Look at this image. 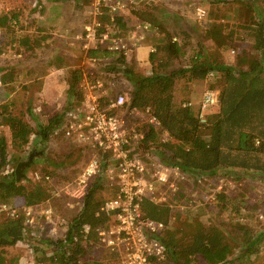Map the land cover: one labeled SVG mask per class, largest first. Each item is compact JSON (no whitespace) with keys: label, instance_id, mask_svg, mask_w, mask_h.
<instances>
[{"label":"rangeland","instance_id":"rangeland-1","mask_svg":"<svg viewBox=\"0 0 264 264\" xmlns=\"http://www.w3.org/2000/svg\"><path fill=\"white\" fill-rule=\"evenodd\" d=\"M221 1L223 2L133 0L134 5L128 6L129 10L121 27L119 24L117 26L119 35L124 37L127 33L137 30V35L143 36L145 40L140 41L137 50L127 58L128 66L137 74L150 76L151 48L154 49L155 44L162 38L156 34L155 28L146 31L141 27L143 24L132 17L131 10L135 7L139 10L143 3L153 4V10L147 11L150 16L148 18L156 21L157 25L163 28L161 30L169 33L172 43L178 44L182 49L180 57L166 66L168 72L189 67L200 52L213 61L220 60L227 66L236 65L243 51L250 59L254 56V59H260V54L252 55L249 45H246L248 42L234 43L231 36H227L233 30L235 34L232 38L238 39L244 33L241 28L252 20L251 17L258 18L257 11L252 8L254 3L242 0H226L227 2L223 3ZM259 1L262 5L260 3L257 6H264V0ZM85 2L86 0H0V17L8 14L19 16V21L14 27L18 32L16 42H13L4 30L0 31V69L14 68L16 71L13 83L8 86L0 83V137L6 139L8 153V165L3 174H13L20 163L29 160L32 153H42V159L35 157L33 163L23 170L21 179L24 180L21 183L27 187L42 185L49 194L48 200L32 208H25L21 200L12 203L0 201V224L6 219L23 216L29 239L27 243L17 244L6 250V264H42L40 261L52 251L42 240H61L82 207L81 200L67 194L72 193L82 170L92 159V150L87 145L66 139L56 130L50 134L47 141H43L38 134V125L46 126L52 117L61 114L67 106L69 72L82 65L83 56L78 37L88 23L90 10ZM197 7L206 9V21L199 22L196 19ZM215 24L225 28L220 40L218 37L210 38L207 35V30ZM24 40L40 43L41 47L34 45V49L27 52L25 46L19 45L23 44ZM225 44L229 49L220 48ZM58 58L62 60L61 68L53 65ZM245 68L246 65L239 67ZM101 69L99 67L98 75L105 77V71ZM115 76L114 95L116 92L121 93L128 101L133 87L126 80L124 69ZM225 87L226 83L220 74H209L202 80H194L186 75L176 79L172 94L177 106L190 104L199 115L204 95L213 91L220 96ZM218 112L219 108H215L210 110L207 116ZM10 118L22 120L32 129L33 134L26 147H13L12 134L7 125ZM149 153L162 160L160 150L155 148ZM36 173L41 177L40 180H36ZM47 176L50 178L48 181L44 179ZM177 185L179 200L175 211L178 213L192 209L188 218L197 216L203 226L213 225L221 228L228 240H237L235 243L240 248L245 246L241 240L243 234L236 229L238 226L253 228V238L264 232V179L254 173L227 170L225 174L206 179L187 175L184 180L178 179ZM219 192H223L226 197L222 203L216 200ZM102 195L105 199L110 198L107 192ZM49 211L51 213L48 215ZM174 226L180 229L181 225L176 221ZM95 258L101 261L102 253L97 251ZM163 264L175 263L165 261ZM236 264H264V239L257 255L243 257L241 253Z\"/></svg>","mask_w":264,"mask_h":264},{"label":"trees","instance_id":"trees-1","mask_svg":"<svg viewBox=\"0 0 264 264\" xmlns=\"http://www.w3.org/2000/svg\"><path fill=\"white\" fill-rule=\"evenodd\" d=\"M245 1L254 3L252 8L257 11L258 18L251 17L252 20L241 28L244 33L238 39L232 38L235 34L233 30L227 36H231L234 43L248 42L246 45H249L252 55L260 54L261 58L254 59V56L250 59L243 51L238 63L233 66H227L220 60L213 61L200 52L189 67L166 71V66L180 57L182 49L178 44L172 43L169 33L161 30L163 28L157 25L156 21L148 18L150 16L147 11L154 8L151 3H143L139 10L137 7L131 10L135 20L155 28L156 34L162 37L154 46L155 52L149 55L152 65L150 76L135 73L128 66L125 56L110 53L103 46L85 52L82 50V42L79 41L82 59L84 56L92 60L97 59L98 66L105 71L109 82L112 80L108 76L119 75L124 69V76L133 89L126 105L116 113L122 112L124 118L129 119L136 111L144 112L150 109L156 118L158 129L135 119L131 121L137 125L138 131L145 135L143 151L150 152L156 148L161 151L165 164L197 178H213L225 174L227 170L230 172L240 170L254 173L264 179V6H257L261 3L259 0ZM85 3L89 8L90 0H86ZM143 9L145 10L142 11ZM104 12L107 10L104 9ZM107 19L108 15H104L103 22H108ZM123 20L117 18L120 27ZM17 21L19 16L16 14L0 17V31L4 30L13 42L18 40V32L14 29ZM224 29L223 26L215 24L207 30V35L210 38L218 37L220 40L223 38ZM19 45L25 46L27 52L32 51L34 45L41 47L40 43L36 44L30 40H24L23 44ZM220 48L229 49L227 44ZM53 65L61 68V58L56 59ZM245 65L247 68L239 69ZM209 74L214 76L220 74L226 87L219 96V112L209 116L206 124H202L197 112L191 107L177 106L174 103L172 87L179 77L189 75L191 79L202 80ZM15 77L14 68L0 69V83L3 86L13 83ZM81 80V69H71L66 108L61 114L52 117L46 126L38 125V134L43 141H47L50 134L61 128L66 112L76 104L75 101H78ZM110 93L111 96L115 94L114 90ZM7 125L12 134L13 147L17 149L26 147L33 134L32 129L17 118L8 119ZM164 133L168 135L166 140L163 138ZM94 152L100 155L97 151ZM39 158L42 159L41 156ZM104 160H109V155L106 154ZM7 165V141L0 137L1 202L12 203L21 200L25 208H32L49 199V194L42 185L27 187L21 183L24 179L17 181L15 172L4 175L3 171ZM104 192L108 193L109 199L114 198L118 193V186L116 183L112 185L110 180L100 176L83 198L79 213L68 226L66 239L56 242L48 241L47 238L42 240V243L52 248L51 254L44 256L40 261L42 264H113L114 255L103 251L98 245L100 232L111 222L109 215L103 211L108 200L103 198ZM225 198L223 192L216 196L218 203H222ZM142 210L148 219L167 225L168 231L163 238L167 251L166 261L175 264H236L241 253L243 257L257 255L264 239V232L253 238L251 235L253 228L238 226L237 231L243 234L241 244L245 246L240 248L235 243L237 240L233 238L228 240L221 228L213 225L205 227L197 216L188 218L192 209L177 213L170 204L157 206L145 201ZM171 218L174 220L171 221ZM176 221L181 225L180 229L174 226ZM85 227L88 228L87 232L84 230ZM27 242L29 239L23 216L4 220L0 224V264H6L5 252L8 248ZM97 251L102 253L101 261L95 258Z\"/></svg>","mask_w":264,"mask_h":264},{"label":"built area","instance_id":"built-area-1","mask_svg":"<svg viewBox=\"0 0 264 264\" xmlns=\"http://www.w3.org/2000/svg\"><path fill=\"white\" fill-rule=\"evenodd\" d=\"M90 2L88 23L78 37L82 50L86 52L103 46L110 53L128 58L137 50L140 41L145 40L137 35V30L124 37L119 35L117 18L125 17L129 7L134 5L133 0ZM104 15H108V22H103ZM195 16L203 22L208 14L203 7H197ZM141 27L146 31L151 29L148 24ZM153 52L155 49L151 48ZM99 67L97 59L86 56L82 59L79 99L66 112L63 125L58 130L66 139L89 146L94 154L82 170L72 193L67 195L82 201L100 176L110 180L112 185L116 183L117 195L108 199L103 207L111 222L100 232L99 248L114 255L113 264H163L167 259L163 243L167 225L145 217L142 204L149 201L157 206L170 204L175 208L179 200V197L175 199L179 192L177 180H184L188 174L166 165L149 151H143L145 135L131 121L135 119L158 129L156 118L150 109L136 111L129 119L124 118L122 112L116 113L126 105V97L123 94L111 96L116 76H108L112 80L109 82L107 76H98ZM219 103L218 93L208 91L204 95L198 115L202 124H206L210 110L219 108ZM163 138L168 139V135L164 133ZM106 154L109 160L105 161ZM35 178L41 179L38 173ZM44 179L48 181L50 178L47 176ZM50 213L47 212L48 215ZM84 230L87 232L88 228ZM66 236L67 229L61 240H65Z\"/></svg>","mask_w":264,"mask_h":264},{"label":"water","instance_id":"water-1","mask_svg":"<svg viewBox=\"0 0 264 264\" xmlns=\"http://www.w3.org/2000/svg\"><path fill=\"white\" fill-rule=\"evenodd\" d=\"M42 155V153H32L29 157V160L27 162H23V163H20L15 171L16 173V178H17V181H20L21 178H22V172L25 168L29 167L33 161H34V158L35 157H40Z\"/></svg>","mask_w":264,"mask_h":264},{"label":"crops","instance_id":"crops-1","mask_svg":"<svg viewBox=\"0 0 264 264\" xmlns=\"http://www.w3.org/2000/svg\"><path fill=\"white\" fill-rule=\"evenodd\" d=\"M223 1H225V0H223ZM242 1H245V0H242ZM222 2V1H221ZM246 2V1H245ZM256 16V15H255ZM253 17V16H252ZM137 21V20H136ZM249 23V22H248ZM141 51V50H140ZM139 52V51H138ZM143 55V54H142ZM148 57V56H147ZM129 58V57H128Z\"/></svg>","mask_w":264,"mask_h":264}]
</instances>
